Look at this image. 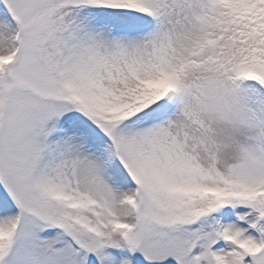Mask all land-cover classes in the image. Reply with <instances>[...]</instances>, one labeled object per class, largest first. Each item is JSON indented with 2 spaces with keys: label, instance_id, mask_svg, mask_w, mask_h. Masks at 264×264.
Here are the masks:
<instances>
[{
  "label": "snow or ice",
  "instance_id": "obj_1",
  "mask_svg": "<svg viewBox=\"0 0 264 264\" xmlns=\"http://www.w3.org/2000/svg\"><path fill=\"white\" fill-rule=\"evenodd\" d=\"M0 264H264V0H0Z\"/></svg>",
  "mask_w": 264,
  "mask_h": 264
}]
</instances>
